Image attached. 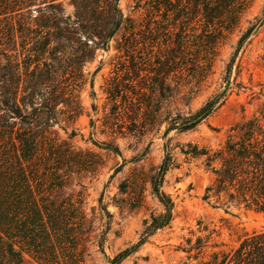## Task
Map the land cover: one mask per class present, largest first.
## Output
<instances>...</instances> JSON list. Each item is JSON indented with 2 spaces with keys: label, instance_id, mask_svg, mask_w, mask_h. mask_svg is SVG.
I'll list each match as a JSON object with an SVG mask.
<instances>
[{
  "label": "rangeland",
  "instance_id": "1",
  "mask_svg": "<svg viewBox=\"0 0 264 264\" xmlns=\"http://www.w3.org/2000/svg\"><path fill=\"white\" fill-rule=\"evenodd\" d=\"M55 2H61L62 16L74 19L72 0ZM151 4V0H118L121 26L106 46L95 48L91 58L67 72L64 99L55 108V121L46 129V140L60 145L64 153L60 169L48 173L43 187L52 183L80 212L79 264H111L119 251L138 240L153 217L163 213L151 181L166 154L171 160L161 190L173 202L172 220L120 264H201L215 253L230 252L246 235L264 230L262 211L229 202L224 195L204 201L202 195L213 174L202 159L184 153L189 145L216 149L231 127L264 114V21L237 59L223 104L191 130L167 129L168 116L195 112L220 88L238 37L255 20L262 21L264 0H251L238 25L221 39L203 78L184 73L179 80L171 75L172 89L166 97L157 89L151 92L148 82L152 76L149 81L143 78L147 70L141 71L142 78L131 73L130 58L134 56L141 68H148L137 56L145 58L150 48L157 52L165 28L180 31L184 27L190 32L194 24L182 27L181 19L164 18ZM36 6L31 5V16H25L29 36L38 28ZM12 23L17 27L16 19ZM6 26L7 21L2 20L0 52L11 46ZM147 26L153 35L143 42L142 35L149 33ZM129 42L134 46L129 48ZM25 46L30 48L31 43ZM40 60L49 62L47 56ZM104 143L118 147L119 153L103 147ZM197 238L206 242L194 256L195 250L188 251V240L194 243ZM24 257L30 259L27 254Z\"/></svg>",
  "mask_w": 264,
  "mask_h": 264
},
{
  "label": "trees",
  "instance_id": "2",
  "mask_svg": "<svg viewBox=\"0 0 264 264\" xmlns=\"http://www.w3.org/2000/svg\"><path fill=\"white\" fill-rule=\"evenodd\" d=\"M55 1L0 0V22L7 21L11 45L0 52V264H79L80 261L76 251L80 212L71 199L62 198L52 183L43 187L48 173L55 174L60 169L64 153L60 145L46 140V129L55 121V108L64 99L67 72L91 58L95 48L106 46L108 38L121 26L122 15L118 0H72L74 19L71 20L62 16V4ZM151 2L152 9L164 18L181 19L182 27L189 22L194 24L191 33L184 27L180 31L165 28L158 51L153 53L150 48L151 53L147 52L145 58L142 54L137 56L148 68H141L134 56L130 58L131 73L140 77L141 71L147 70L143 78L149 81L148 76H152L148 82L152 83L151 92L157 89L160 96L166 97L172 89L171 75L179 80L184 73L204 77L221 39L238 25L251 0ZM34 4L38 28L29 36L25 16H31ZM12 19H16L17 27ZM263 21L264 6L262 21L255 20L238 37L225 65L220 88L195 112L168 116L167 129L191 130L223 104L231 89L232 71L238 67L237 59ZM146 31L149 33L142 35L143 42L153 35L150 26ZM16 37L20 52L16 49ZM29 43L30 48H26ZM45 53L49 62L40 60L46 57ZM140 88L143 93L144 87ZM230 131L216 149L189 145L190 149L184 151L202 159V164L213 174L202 199L208 201L213 196L220 199L224 195L229 202L264 212V114L243 120ZM102 145L119 153L112 144ZM170 160L166 154L151 181L163 213L153 217L138 240L119 251L110 260L111 264H120L172 220L173 202L161 190ZM205 242L201 238L194 243L188 240V251L195 250L194 256L199 255ZM201 264H264V230L246 235L230 252L215 253Z\"/></svg>",
  "mask_w": 264,
  "mask_h": 264
}]
</instances>
